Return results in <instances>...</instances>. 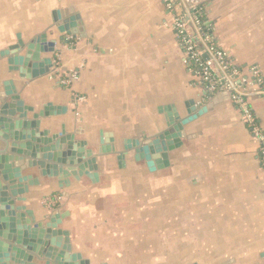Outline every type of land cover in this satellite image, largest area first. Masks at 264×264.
<instances>
[{
    "label": "crops",
    "instance_id": "1",
    "mask_svg": "<svg viewBox=\"0 0 264 264\" xmlns=\"http://www.w3.org/2000/svg\"><path fill=\"white\" fill-rule=\"evenodd\" d=\"M205 16L232 64L264 79V0H206ZM171 23L162 0H0V105L31 108L27 120L53 108L39 130L83 142L91 175L0 142L13 172L0 197L20 227L45 230L34 264L59 252L88 264H264L259 142L227 94L188 72ZM41 35L40 62L21 78L24 51L9 49ZM250 106L264 133V100Z\"/></svg>",
    "mask_w": 264,
    "mask_h": 264
},
{
    "label": "water",
    "instance_id": "2",
    "mask_svg": "<svg viewBox=\"0 0 264 264\" xmlns=\"http://www.w3.org/2000/svg\"><path fill=\"white\" fill-rule=\"evenodd\" d=\"M78 26L81 24L78 22ZM82 36V30H71L67 35ZM45 36L41 35L39 39H33L32 42L25 45L18 41L17 45L9 49L11 54L17 51H24L21 60V69L19 76L21 78L30 79L31 68L33 64L40 62L41 45H45ZM7 94L8 95H11ZM11 97V96H9ZM11 101H17L18 98L13 96ZM16 104H1L0 105V142L5 145H13L19 150L29 152L32 159H40L41 155H46V158L58 165H66L76 167L77 170L91 178L87 171V164L83 163L85 155L84 143L75 142L72 135L65 134L64 128L57 135L49 136V132L40 131V119L47 118L53 115V108L44 107L42 111L31 114V119L27 120L22 116L21 112L31 113V108H16ZM169 122L173 123V119L169 117ZM180 125L173 126L164 134L166 139L172 138L173 144H169L168 150H172L179 145ZM110 146L101 147L100 153L106 154L111 152ZM153 159L156 160L159 167H162V162L159 158H165V155L155 153L153 148L148 147ZM122 165L123 155L120 154L117 158ZM0 177L4 182H9L13 179L12 166L9 163V157L3 152H0ZM13 201L7 197H0V264L7 259L12 264H34L33 260L42 246L44 245L45 230L42 228V223L31 224L25 221V226H30L29 229L20 227L15 217V211L12 208ZM45 264H88L87 262L77 261L74 256L69 253L59 252L54 258L45 260Z\"/></svg>",
    "mask_w": 264,
    "mask_h": 264
},
{
    "label": "built area",
    "instance_id": "3",
    "mask_svg": "<svg viewBox=\"0 0 264 264\" xmlns=\"http://www.w3.org/2000/svg\"><path fill=\"white\" fill-rule=\"evenodd\" d=\"M162 2L171 17L173 35L188 72L208 95L229 96L250 135L259 142V160L264 168V133L250 106L252 99L264 100V79L259 69L252 66L244 74L204 29L206 0Z\"/></svg>",
    "mask_w": 264,
    "mask_h": 264
},
{
    "label": "trees",
    "instance_id": "4",
    "mask_svg": "<svg viewBox=\"0 0 264 264\" xmlns=\"http://www.w3.org/2000/svg\"><path fill=\"white\" fill-rule=\"evenodd\" d=\"M204 29H205V30H208L205 26H204Z\"/></svg>",
    "mask_w": 264,
    "mask_h": 264
}]
</instances>
